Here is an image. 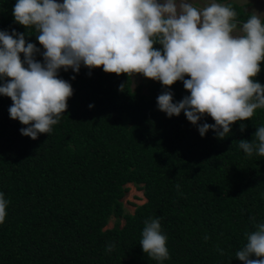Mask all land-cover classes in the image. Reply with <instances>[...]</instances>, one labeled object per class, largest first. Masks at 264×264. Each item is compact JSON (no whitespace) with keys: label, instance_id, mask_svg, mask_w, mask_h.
Segmentation results:
<instances>
[{"label":"trees","instance_id":"obj_1","mask_svg":"<svg viewBox=\"0 0 264 264\" xmlns=\"http://www.w3.org/2000/svg\"><path fill=\"white\" fill-rule=\"evenodd\" d=\"M16 3L0 0V31L23 34L43 64L37 31L15 21ZM224 5L236 11L237 25L252 14ZM132 77L83 64L78 73L59 69L73 95L52 132L35 140L22 134L28 126L10 117L13 101L0 94V193L8 202L0 264H244L236 252L264 224V156H249L239 144L255 141L264 108L223 139L211 128L202 136L200 126L215 124L210 116L194 125L183 111L169 117L159 109L165 92L174 103L190 96L183 81L169 88L155 80L141 93ZM10 79L0 76V87ZM254 79L264 86V61ZM131 183L146 200L125 213L121 198ZM153 219L167 238V260L151 258L140 244Z\"/></svg>","mask_w":264,"mask_h":264},{"label":"clouds","instance_id":"obj_2","mask_svg":"<svg viewBox=\"0 0 264 264\" xmlns=\"http://www.w3.org/2000/svg\"><path fill=\"white\" fill-rule=\"evenodd\" d=\"M13 15L19 24L35 28L45 49L42 64L34 59L39 49L23 34L14 38L0 31V76L11 78L0 94L11 98L10 117L27 125L21 132L33 140L52 132L73 95L71 84L57 78L58 70L78 73L82 64L116 75L142 74L169 88L183 81L190 96L174 103L172 93L165 92L158 96L159 109L169 117L183 111L194 125L210 116L215 124L200 126L202 136L211 128L223 139L231 125L264 108V86L254 79L264 61V22L256 12L243 23L242 35H233L236 11L216 2L199 9L188 0H17ZM157 43L162 50L154 47ZM245 127L241 124V131ZM254 136L239 147L249 156L254 151L264 156V126ZM7 204L0 193V224ZM145 225L143 251L158 261L169 259L160 221ZM256 228L236 252L244 264H264V224Z\"/></svg>","mask_w":264,"mask_h":264},{"label":"rangeland","instance_id":"obj_3","mask_svg":"<svg viewBox=\"0 0 264 264\" xmlns=\"http://www.w3.org/2000/svg\"><path fill=\"white\" fill-rule=\"evenodd\" d=\"M227 1L237 3L244 6V9L253 13L256 12L260 15L261 19L264 18V0H188L189 3H192L195 7L202 9L212 2L225 4ZM58 3H63V0H57ZM179 2V0H178ZM242 25L238 24L237 29L234 31L233 35H242ZM155 80L146 78L142 74H136L132 77V88L138 89L141 93H147L149 86ZM127 190L121 198L123 204V209L125 213H133L135 206L140 205L145 202L142 191L135 184H127ZM115 221L114 217H111L106 225L110 228L113 226ZM123 224V219L120 220Z\"/></svg>","mask_w":264,"mask_h":264}]
</instances>
